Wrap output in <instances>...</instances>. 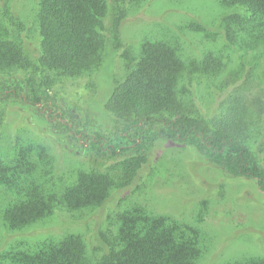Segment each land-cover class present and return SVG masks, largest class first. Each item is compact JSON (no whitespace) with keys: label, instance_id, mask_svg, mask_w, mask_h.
<instances>
[{"label":"trees","instance_id":"16d2710c","mask_svg":"<svg viewBox=\"0 0 264 264\" xmlns=\"http://www.w3.org/2000/svg\"><path fill=\"white\" fill-rule=\"evenodd\" d=\"M10 1L0 0V131L16 105L35 106L77 143L89 168L61 184V164L44 144L16 135L10 149L0 147V264H200L209 250L202 229L129 198L160 141L192 145L264 193V0H219L213 25L199 26L236 48L237 64L215 44L198 58L186 56L178 38L145 39L120 76L114 67L125 20L146 0H35L26 22ZM105 68H113L115 83L98 109ZM53 72L93 77L95 96L53 109ZM201 78L220 98L210 113L194 104ZM56 215L49 228L61 233L26 238ZM225 264H264V255Z\"/></svg>","mask_w":264,"mask_h":264},{"label":"rangeland","instance_id":"374dc122","mask_svg":"<svg viewBox=\"0 0 264 264\" xmlns=\"http://www.w3.org/2000/svg\"><path fill=\"white\" fill-rule=\"evenodd\" d=\"M34 4L35 0L10 1L12 10L25 22ZM222 11L219 0H146L141 6L133 4L123 26L124 48L114 67L117 75L123 73L127 56L133 58L142 41L155 38H178L186 56L198 58L207 44H215V50L222 49L225 56L237 64L239 51L236 48L225 45L221 38L215 42L212 37H205L199 27L200 24L213 25ZM126 52L129 54L125 56ZM113 71V68H105L99 76V94L102 96L95 108L101 109L110 95L115 83ZM51 79L49 95L52 100L56 99L52 108L58 111L83 98L89 101L96 94L93 77L74 79L53 72ZM199 82L193 93L198 100L194 104L210 113L220 98L206 78ZM43 113L44 110L27 103L12 108L0 131V147L10 149L14 146L16 135L44 144L51 150L55 162L61 164L59 174L64 178L61 184L69 183L79 171L89 168V161L84 159L85 153L80 152L76 142L71 144L67 134L59 131L56 125L55 129L50 127L47 119L42 120V117H48ZM38 124H43L42 127L48 129L52 139H57L59 144L48 141L37 129ZM154 154L153 167L144 173L140 188L129 198L130 202L202 229L209 241V250L200 264H225L244 255H264V193L254 179L232 176L189 144L160 141ZM57 218L56 215L48 222L44 232L35 234L27 230L26 238L61 233L62 228H49ZM69 229L79 231V226L70 225Z\"/></svg>","mask_w":264,"mask_h":264}]
</instances>
